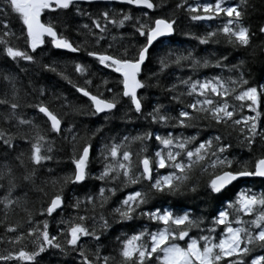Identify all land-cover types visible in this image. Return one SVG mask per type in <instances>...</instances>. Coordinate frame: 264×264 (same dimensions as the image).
Returning a JSON list of instances; mask_svg holds the SVG:
<instances>
[{"label":"snow or ice","instance_id":"1","mask_svg":"<svg viewBox=\"0 0 264 264\" xmlns=\"http://www.w3.org/2000/svg\"><path fill=\"white\" fill-rule=\"evenodd\" d=\"M96 2L0 0V51L11 61L37 64L39 62L33 53L46 43L45 38H48L53 48L72 53L80 52L81 45L86 47L88 42L98 47L101 42H106L105 50H86V54L104 69L118 74L121 90L113 93L111 87L106 88L108 93H113L111 98H106L103 93L93 94L85 86L74 83L72 86L90 102L86 111L92 115L105 114L107 119L121 98H127L132 109L142 114L143 101L138 96V90L159 87L158 81L149 84L139 78L142 66L154 43L162 37L173 35L176 20L165 17L151 19L147 11L143 12V20L140 17L134 19L130 12L108 9L94 14L80 7L81 3L91 5ZM116 2L146 10L163 8L167 4V0ZM252 7L251 0H239V3L232 4L227 3V0L206 3L179 0L175 4V8L184 10L193 22L223 20L221 27L193 37L200 44L210 41L218 43L216 38L222 36L235 48L251 46L255 33L245 26L244 21L248 9ZM72 10L77 16L87 17L90 21L76 28L77 35L84 37L80 45L74 44L63 34L68 24L58 19L60 13ZM45 16L47 19H44ZM13 19L21 26L19 35L10 27ZM130 22L135 33L144 38L143 42L138 46L133 45L135 52L131 56L128 48L119 54H112L110 49L113 43L106 41L111 31L109 26L121 29ZM258 31L264 35V24L259 26ZM21 37L25 40V49L12 44L13 39L19 40ZM116 39V36H112L113 42ZM226 59L221 56L211 66L220 68L221 61ZM158 61L160 72L182 62H188L192 67L210 66L208 59H197L191 51L186 55L170 51L159 57ZM40 66L61 79H68L62 71L57 70L54 63H42ZM242 67L241 61L231 65L230 70L241 72ZM74 71L80 76H87L88 66L76 63ZM158 75L152 73L148 79ZM0 81L5 85L0 91V107L3 108L0 121L15 130L0 128V190L3 191L0 205L3 206L5 219V223L0 225L3 227L0 244L9 246L0 252V264H40L41 254L51 250L64 255L74 253L79 258V264H264V191L255 192L249 188L235 192L232 199L227 196L230 187L235 186L234 182L243 178L264 180V83L250 86L242 74L236 78L216 75L204 80H193L191 77L182 79L180 83L186 87V92L171 96L177 104L183 105L177 114L173 116L164 110L163 105L157 104L147 116L153 123L180 129L198 128L203 122L205 127H216L217 134L197 140L194 135L184 137L169 132L167 135L153 136L152 132H144L131 138L125 136L119 143L104 145L100 153L102 166L94 179L105 186L100 187L95 194L75 198L71 207L77 210V215L68 220L61 219L58 223L63 224L64 228L52 234L47 219L33 222V212L27 207L28 194L35 192L47 198L37 213L39 216L51 217L58 209L62 210L65 187L82 185L90 178L92 145L88 139L78 143L82 138L74 131V125L69 123L64 127V120L51 109L49 102L43 99H38L36 103L29 102L28 91L21 96L16 75L0 73ZM68 82L72 83L70 79ZM103 83L106 85L108 81L104 80ZM91 84V79L84 80V85ZM28 87L38 92L39 97L48 95L47 89L32 88L31 82ZM175 89L176 85L173 84L165 91L174 93ZM184 95L192 99L185 103L182 100ZM54 99L59 101L62 98L56 96ZM25 107L42 114L44 125L35 123V118L21 115L20 110ZM61 107L77 110L66 102H62ZM245 109L254 115H243ZM79 111L84 112L85 109ZM67 114L64 113L65 116ZM234 133L236 146L247 151L248 159L230 158ZM57 138L71 145L68 159L73 167L64 175L56 174L55 168L47 166L50 162L60 163L57 154L63 149L62 145L58 146ZM152 139L159 147L149 156L145 142ZM20 141L26 149L21 147ZM136 142L141 147L134 163L131 144ZM257 146L261 154L253 159L252 153ZM161 169L169 171L161 175L158 171ZM202 176H207L204 187L208 194L222 198L221 208L215 210L210 222L191 211L177 214L169 209H144L157 194H198ZM108 184L114 186L107 187ZM142 184L146 187L129 192L111 209V215L116 223L146 218L156 225L155 230L142 227L131 235L124 233L116 238L114 251L104 254L101 240L111 226L104 215L105 206L118 190ZM17 192L23 193V197L16 195ZM16 209L26 214V228L19 223L7 222L9 213ZM80 211L84 214H79ZM85 238L94 244L86 246Z\"/></svg>","mask_w":264,"mask_h":264},{"label":"trees","instance_id":"2","mask_svg":"<svg viewBox=\"0 0 264 264\" xmlns=\"http://www.w3.org/2000/svg\"><path fill=\"white\" fill-rule=\"evenodd\" d=\"M179 0H167V4L163 8L155 10H146L136 8L131 5L108 3V2H96L94 4L81 3L80 7L86 9L92 13H96L101 10H115L130 12L134 19L140 17L142 20L143 12L147 11L151 19L157 17H165L169 19H175V32L172 37L159 40L149 51L148 60L145 63L142 73L140 75L141 80H145L146 83L156 84L159 83V87H148L140 89L138 96L143 101V113L137 114L132 109L130 101L127 98H121L117 108L112 113L108 114L107 119L105 114L92 115L87 112V106L90 102L86 97H83L75 91L72 84L78 86L87 87L93 94L103 93L106 98H111L113 93H118L121 90V85L118 83V74L113 73L110 69H104L93 58L88 57L86 50L103 51L107 48L106 42H101V46H96L92 42H88L86 47L81 45V51L78 53H72L68 51L58 50L51 46L46 39V43L37 49L36 53H33L37 57L39 63L28 64L24 61H11L6 58L2 51H0V73L9 72L18 77L17 87L21 89L20 95L23 96L25 91L30 94L27 96V100L32 103H36L38 99H43L50 103L51 109L61 115L64 120V127L71 123L74 125V131L82 139H88L91 143V164H90V178L82 185H68L64 189V207L62 210H57L51 217L39 216L37 213L41 208L44 200L47 198L41 197L39 193L29 192L27 207L33 212V222L42 221L47 219L49 222V231L52 234H56L58 231L64 228L63 224L58 223L61 219L68 220L70 217L77 215V210L71 207L75 198H84L88 194H95L98 189L103 185L100 181L94 179L102 166V159L100 153L103 151V146L110 143H119L123 137H134L144 132H152L153 136L167 135L171 132L173 135L196 136L197 140L207 139L209 136L217 134L216 127H205L201 122L198 128L180 129L173 127L162 126L159 123H153L151 118L147 116V113L151 112L153 107L157 104L163 105L164 110L170 112L171 115H176L177 112L183 107L182 104H177L171 99L173 94L179 95L181 92H186V87L180 83L182 79H188L191 77L193 80H204L216 75L228 78L229 76L236 78L241 74L245 79L249 81L250 86H257L264 83V35H261L258 28L261 24H264V0H251L252 8L248 9V15L245 17V26L249 27L251 32L255 33L251 40V46L248 48H235L227 43L222 37L218 36L216 39L219 42H209L208 44H200L198 39L193 37L202 36L207 31L215 30L222 26L223 20L217 19L213 21H196L193 22L188 18V14L182 9H176L175 4ZM189 3H196L195 0H188ZM214 2V0L212 1ZM206 3V2H200ZM227 3H239V0H227ZM47 19V16L44 17ZM58 19L60 21H66L67 28L63 29V34L69 38L74 44L80 45L81 40L84 39L82 35H77L76 28L84 23H90L87 17L77 16L75 11L72 10L68 13H60ZM226 20V18H223ZM13 31L17 35L21 32L20 24L13 19L10 25ZM111 31L106 36L107 42L113 43V48L110 49L112 54H119L124 48H128L129 56L135 52L133 45L138 46L143 42V37H139L135 33L132 23H127L125 27L121 29H113L109 26ZM112 36H116L115 42L112 41ZM12 44L21 49L26 48V43L23 37L19 40H12ZM2 47V46H0ZM175 52L177 54H187L189 51L193 53V56L197 59L205 58L210 61L209 67H192L188 62H182L181 65H171L169 68L160 72V65L158 58L167 55L169 52ZM221 56L227 57L226 60L221 61L222 66L220 68L212 67L217 60H220ZM243 62L241 72H235L230 70L231 65H236L239 62ZM42 63H54L58 71H62L72 83L68 82V79H61L60 76L53 72L44 71L40 66ZM81 63L88 66L87 76H80L74 71V65ZM24 69V71H21ZM152 73H159L157 77L149 80L148 77ZM85 79H91V85H84ZM107 80L108 84H104L103 81ZM31 82L32 88L43 87L47 89L48 95L45 97H39L38 92L32 91L28 87ZM176 85L174 93H169L165 89L171 85ZM99 86V87H98ZM5 87L4 83L0 81V91ZM111 87L113 93H108L106 88ZM59 96L61 100H55L54 97ZM192 99L184 95L182 100L187 103ZM66 102L77 109L73 111L70 108L61 107V103ZM231 102V101H230ZM79 109H85L84 112ZM0 111L3 108L0 107ZM67 112V116L64 113ZM20 114L26 118H35L34 122L44 125L45 118L42 114H39L33 108H22ZM243 115H254L249 113L246 109L243 110ZM0 128L8 129L9 131H15L11 129L9 125L0 121ZM222 131V129H221ZM234 145L231 150L230 158L236 159H248L249 154L246 150L236 146L235 133L231 139ZM21 147L26 149L23 142H19ZM58 146L62 145V151L57 154V158L60 160L59 165L55 162H50L47 166L55 168L56 174L64 175L72 169V165L68 157L71 155V145L63 143L60 138H57ZM145 146L148 149L147 154L151 156L155 150L159 147L157 142L152 139L145 142ZM140 143H132L131 151L133 153V162L137 160L136 153L140 150ZM261 154L259 146L256 147L252 153V158ZM159 174H167L165 169L158 170ZM155 175V173H154ZM207 180V176L200 177V191L196 193H187L182 196H167V195H155L151 198L149 203L144 206L145 210L148 209H169L177 214L183 211H191L194 215L203 217L207 222H210L215 210L221 208L220 197L210 196L207 189L204 187V183ZM235 186L230 187L227 196L229 199L234 197L237 191H246L249 188L255 192L264 191V180L260 178H243L237 182H234ZM107 187H113L114 185L108 184ZM146 187V185H132L122 190H118L115 196H112L108 205L105 206L104 215L110 221V228L105 233L101 240L104 254L113 252L116 247V238L124 233L128 235L133 234L134 231H139L142 227H150L151 230H155L156 225L146 218H139L133 221L116 223L111 215V209L118 205V202L122 200L129 192L133 190H139ZM50 195L51 189H49ZM3 195V191L0 190V196ZM16 195L23 197V193L17 192ZM83 208V205L81 206ZM99 212V209H97ZM79 214H84L80 211ZM88 215H92L91 212ZM26 214L20 209H16L9 213L8 223H19L27 227ZM5 223L3 215V206L0 205V225ZM89 223H91L89 221ZM195 231V230H194ZM3 234V227L0 226V235ZM86 246H91L94 242L85 238ZM5 244H0V252L4 251ZM40 264H79V258L75 254L64 255L58 253L56 250H51L41 254L39 258Z\"/></svg>","mask_w":264,"mask_h":264},{"label":"water","instance_id":"3","mask_svg":"<svg viewBox=\"0 0 264 264\" xmlns=\"http://www.w3.org/2000/svg\"><path fill=\"white\" fill-rule=\"evenodd\" d=\"M195 1H197V2H212L213 0H195ZM97 2H108V0H97ZM113 2H115V3H118V2H116V0H111V2H108V3H112L113 4ZM120 4V3H119ZM131 6H133V5H131ZM134 7H136V6H134ZM137 8V7H136ZM150 11V10H149ZM174 34V33H173ZM173 35H171V36H168V37H162V38H160V40H162V39H167V38H170V37H172ZM157 42H155L154 44H156ZM264 47V46H263ZM63 51H67V50H63ZM148 60V59H147ZM147 60H146V62H147ZM145 62V63H146ZM145 65V64H144ZM144 65L142 66V70H143V67H144ZM140 78V77H139ZM139 91H140V89L138 90V93H139ZM91 151V150H90ZM90 155H91V152H90Z\"/></svg>","mask_w":264,"mask_h":264},{"label":"rangeland","instance_id":"4","mask_svg":"<svg viewBox=\"0 0 264 264\" xmlns=\"http://www.w3.org/2000/svg\"><path fill=\"white\" fill-rule=\"evenodd\" d=\"M211 2V1H210Z\"/></svg>","mask_w":264,"mask_h":264}]
</instances>
